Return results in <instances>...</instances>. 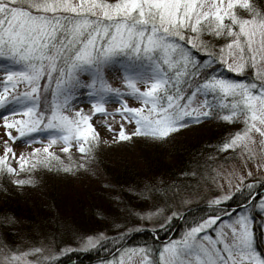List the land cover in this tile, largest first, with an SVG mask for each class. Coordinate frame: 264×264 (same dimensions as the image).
I'll list each match as a JSON object with an SVG mask.
<instances>
[{"label":"snow or ice","instance_id":"obj_1","mask_svg":"<svg viewBox=\"0 0 264 264\" xmlns=\"http://www.w3.org/2000/svg\"><path fill=\"white\" fill-rule=\"evenodd\" d=\"M238 7L246 14H240ZM186 31L227 37L224 48L230 55L238 49V62L227 63L223 48L219 57L206 51L208 43H194ZM257 36L260 47L254 49ZM241 37L255 65L257 51L264 54V0H80L76 4L27 0L26 5L21 0H0V118L5 135L12 141L31 143L32 134H40L41 124L50 130L45 132L49 142L27 156L21 152L17 157L5 140L0 169L17 174L9 154L21 170L28 160L33 161L31 168L59 160L48 150L58 138L66 153L70 141H75L83 154L81 167H86L99 140L92 117L107 116L105 104L109 102L120 105L113 115L126 122L131 118L136 127L135 133H126L121 124V140L145 135L165 143L188 123L211 118L242 124L223 143L224 150L250 142L253 129L264 137V70L253 83L223 77L219 71L223 65L231 72L244 73L247 57ZM169 69H176L175 74ZM108 74L118 77L121 86L112 87ZM138 81L145 86L137 87ZM21 84L25 91L9 93V88ZM126 95L135 96L140 106H129ZM200 96L204 99H198ZM84 103L90 104L88 111ZM221 112L227 114L221 116ZM16 113L24 118H17ZM8 129H18V135ZM11 182L23 186L34 180L26 175ZM256 184L251 180L237 189L246 188L251 196ZM235 194L229 191L216 196L206 205L213 208L212 214L191 222L193 226L181 237L162 242L153 250V260L145 257L147 264H264V251L256 247L252 215L257 210L264 214V193L259 203L245 199L247 207L241 205L238 210L221 207ZM85 243L91 246L93 237H87ZM7 251V246L0 249ZM10 259L18 261L19 257L13 252L0 264H10ZM38 259L39 264H52L51 257L41 254Z\"/></svg>","mask_w":264,"mask_h":264},{"label":"trees","instance_id":"obj_2","mask_svg":"<svg viewBox=\"0 0 264 264\" xmlns=\"http://www.w3.org/2000/svg\"><path fill=\"white\" fill-rule=\"evenodd\" d=\"M108 2L114 3L115 0ZM237 11L246 14L242 9ZM185 35L191 36L197 44L207 42L209 46L206 51L217 57L228 43L227 37H213L210 33L197 35L193 31H186ZM204 35H208V38H204ZM243 55L251 56L246 51ZM223 59L226 61L225 56ZM169 71L175 74L176 69ZM219 71L223 77L244 79L246 83L255 82L254 77L256 80L260 78L248 57L243 74L231 72L223 65H219ZM81 78L87 80L88 76L81 74ZM25 90L23 84L8 89L9 93ZM200 98L204 99L202 96ZM225 114L221 112V116ZM241 129L242 124H228L222 119L211 118L187 124L171 134L165 143L153 142L145 135H133L126 140L118 138L111 143L113 145L107 146L97 131L99 140L93 150V159L86 167H81L83 154L76 144L69 147L67 153L63 151L65 145L52 148L49 151L59 160L50 159L47 164L35 168H31L33 161L28 160L23 170L9 154L8 159L17 168V174H6L0 169V239L10 246L38 234L50 236L55 247L61 250L58 256L52 258V264H94L114 257L125 246L154 250L164 240L176 237L180 230L193 226L191 222L212 214L213 208L206 207L210 205L206 202L196 203L183 211L180 217H174L156 228H132L136 223V214L145 207L168 205L174 192L193 187L198 176L200 178L207 168L214 165L215 159L224 161L233 157L229 149H223V143ZM8 131L13 136L18 135V129ZM46 131L50 130H44L41 124L40 134L32 135L48 140L50 135L45 134ZM31 143L22 139L15 141L16 146L20 145L18 151L13 148L16 156L29 149ZM129 145L134 150H131V146L127 147ZM39 147L36 148H43ZM0 155H3L1 149ZM26 175L33 178V184L17 186L11 182ZM255 181L257 184L251 196L246 188L238 190L221 207L238 210L241 205L247 207L245 199L258 203L260 195L264 193V184L260 182L264 180ZM252 215L255 217L254 231L259 248L262 216L258 210ZM102 232L106 236L90 247L74 245L79 237Z\"/></svg>","mask_w":264,"mask_h":264},{"label":"rangeland","instance_id":"obj_3","mask_svg":"<svg viewBox=\"0 0 264 264\" xmlns=\"http://www.w3.org/2000/svg\"><path fill=\"white\" fill-rule=\"evenodd\" d=\"M21 1L27 3V0ZM70 2L76 4L79 3L80 0H70ZM208 2H211V0H208ZM238 9L241 8L238 7ZM204 38H208V35H204ZM259 40L260 37L257 36L256 42L254 43V49H259ZM241 42L245 48V51L249 52L247 50L246 44H244L243 37H241ZM233 52L235 54L230 55L228 54V50L224 48V56L226 58L227 63L238 62V58L240 56L239 50L234 48ZM245 57H248L251 61V56ZM253 67L255 68V72L257 73V75L260 76L261 71L264 70V54H262L260 51H257L256 64L253 65ZM107 79L108 83L112 87L115 88L121 86V80L118 77H114L109 74L107 76ZM144 86V82H137V87L143 88ZM0 92H2V89H0ZM198 99L203 100L200 97H198ZM124 100L127 101V104L129 106H140V101L135 96L126 95L124 96ZM75 106H79V103H77V105ZM118 106L120 105L115 102L106 103L105 110L108 115H95L92 117L91 122L95 125L96 131L101 133V140L105 142L106 146L109 144L113 145L111 143L118 139V133L121 124H123L126 133L136 132L135 124L134 122H131V118H129V121L126 122L119 115H113L114 109ZM192 106L196 107L197 105L194 104ZM147 107L148 106H145V111H147ZM83 108L85 109V111H88L90 109V104L84 103ZM68 114L72 115V112H69ZM16 116L18 118L22 116V114L16 113ZM109 124L111 125V128L108 127ZM249 135L252 137L250 142L238 143L235 147L229 149V151L232 152L233 157L224 161L215 159L214 165L209 169L207 168L204 173L200 176V178L198 176V181L193 187H191L187 191L177 190L176 192H174L170 200L171 203H168V205H157L154 208L152 206H149L141 209L140 213L136 214V216L134 217V219H136V223L133 224L131 227L136 229L145 226H148L150 228L159 227L171 221L174 217H180L183 211H185L192 205H195L196 203L206 202L207 204H210V202L220 194H228L229 191L233 193L237 192V185H244L245 183L253 179L264 180V144L261 143V140H264V137H262L261 134L256 132L254 129L249 133ZM5 140H7L8 144L12 147V149L14 148L16 151L19 150L20 145L16 146L15 141H12L9 137L5 135V128L2 124V118H0V149L2 152L4 149ZM49 140L50 138H48V140H41L37 139V137H33L32 143L30 144L31 147H28L29 149H25L23 153L25 154V156H27L33 148H41L39 146H44V144H47ZM70 143L71 145L76 144L75 141H70ZM64 145L65 144L63 140L58 138L56 143L49 144L48 150H52V148H60ZM130 146L131 150H134V147L132 145H129L127 147ZM249 173H251L250 176ZM241 177H243V179H241ZM229 211L231 210L229 209ZM260 214L262 216L260 236L262 237L264 236V214H262L261 212ZM187 229L180 230L174 238L181 237L183 233L187 231ZM254 235L257 249L259 250L260 248L261 251H264V239L260 238V247L258 248L257 243L259 242H257L255 231ZM36 236L32 238H25L20 243H16L10 246L0 239V249L4 248L5 246H7L8 249L7 252H0V261L4 259L5 255L11 258V254L13 252L16 253V255L19 257V260L12 261L10 259V264H25V261H37V264H39L38 258L41 257V254L43 257L51 258L59 255V252H61V250H58L57 247H55L54 241L50 236L39 234ZM89 236L93 237L92 245H94L102 237L106 236V233L102 232L99 234L79 237L76 239V243L74 245H77L80 248L90 247L85 243L86 238ZM171 239H173V237H170L169 239H166L164 241H168ZM140 248L148 247L125 246L123 247V249L118 250L114 257L105 261L96 262L94 264H147V261H145L146 256L149 260H153L155 258L151 256V253L153 252L152 248H148L149 251L145 253H141L140 251H138V249ZM31 249H40L41 252H33L30 251Z\"/></svg>","mask_w":264,"mask_h":264}]
</instances>
